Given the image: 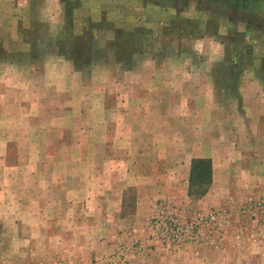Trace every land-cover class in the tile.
Returning a JSON list of instances; mask_svg holds the SVG:
<instances>
[{
  "label": "rangeland",
  "instance_id": "rangeland-1",
  "mask_svg": "<svg viewBox=\"0 0 264 264\" xmlns=\"http://www.w3.org/2000/svg\"><path fill=\"white\" fill-rule=\"evenodd\" d=\"M19 1L33 4V10L24 15ZM222 2L60 0L66 19L65 32L58 34L56 41H37V36L45 37L49 33H45L43 0H0V29L5 31L0 30V37H13L0 39V264H264V178L261 179L260 164L252 173L254 177L249 180L246 176H251L247 167L252 157L255 156L257 164L264 155L259 144L258 123L236 118L237 112L232 113L235 106L226 103L227 97L223 95L213 119L209 114L199 117L200 104L197 106L195 99L189 98L187 105L185 98L176 97L168 106H150L148 114L150 119H157L165 110H177L178 113L169 115L175 121L167 122L176 136H156L150 144L154 151L129 153L125 151L129 140L121 142L115 134L116 89H103L105 84H115V61L132 65L134 55L139 53L132 49L137 50L144 38H150V42L156 40L159 47L172 48L175 37L189 40L212 37L224 52H229L235 70L246 65L264 70V0H252V6L240 11L229 5L221 7ZM4 12L8 17L2 18ZM24 19L35 24L27 25L30 28L24 32L28 33L27 40L21 41L23 32L19 35L18 30L24 31ZM95 20L107 28L117 29L116 39L110 44L118 48L114 59L108 60L104 52H89ZM84 22L88 29L75 31ZM58 45L63 52L56 53L84 75L85 111L98 115L100 99L110 100L112 127L108 133L107 123L102 127L97 124L95 131L86 136L83 122L62 120L77 113L74 104L67 111L64 101H73L76 95L82 99L85 95L81 89L80 93H69L63 99L51 89L52 71L64 63L53 59L55 52H39V49ZM183 46L188 44H179V48ZM162 53L158 56L162 63L183 64L185 58L188 63H199L193 52H181L182 56L176 55L177 52ZM140 107V114H146V106ZM252 127L253 135H242ZM141 140L145 143V138L135 141ZM105 143L109 144L108 152H101ZM171 144L185 152L169 153L167 148L172 149ZM198 154L214 156L217 177L214 189L209 186V194L196 198L186 190L190 171L184 159ZM128 157L132 158L128 160L132 162L135 180L121 179L126 176L121 175L122 170L111 167L117 160ZM69 163L77 167L69 169ZM89 166L94 169H88ZM224 166L230 168L224 170ZM102 167L108 168L107 184L102 182L107 193H96L100 170L104 175ZM83 173L89 179L81 180L79 175ZM123 186L124 199L118 213L115 209L119 201L113 198ZM84 190L86 194L93 193L90 202L81 198ZM108 193L113 194L108 201H103L102 196ZM37 210L44 211L43 223L49 226L56 220L68 222L62 231L67 238L76 229L74 223L84 219L86 228L91 229L90 241L106 240L107 247L104 245L87 263L66 258L53 262L57 254L53 253L54 248L42 244L37 249L30 243L29 259L15 257L5 262L6 245L11 239L7 215L11 211L20 212L23 225L30 227L35 223L31 212ZM56 210L63 211L64 217H57ZM117 223L122 229H118ZM36 252L39 259L33 261L31 258H35Z\"/></svg>",
  "mask_w": 264,
  "mask_h": 264
},
{
  "label": "crops",
  "instance_id": "crops-1",
  "mask_svg": "<svg viewBox=\"0 0 264 264\" xmlns=\"http://www.w3.org/2000/svg\"><path fill=\"white\" fill-rule=\"evenodd\" d=\"M43 2L42 15L46 16L44 26L47 28L45 33L47 31H49V33L45 34V37L37 36L35 39L37 41H56L59 39L58 34L62 35L63 31L65 32L67 28L64 10L62 9L60 0H43ZM18 6L19 8L22 7V12H24V15L29 14V11L33 10L34 8V5L27 1L24 3L19 1ZM18 6L15 8H18ZM7 8L11 7L7 6ZM5 15L6 12H4L2 18H4ZM6 17H8V15H6ZM95 21L96 23L92 26L91 30L93 44L89 46L91 50H89V52H104L107 54L108 60L111 58L114 59V52H118V48H114L112 47L114 45L110 44H112L113 40L116 39L115 32L117 29L115 30V28H107L99 23V20ZM23 24L25 27L23 29L24 31L18 30L20 32L19 35L21 32H23L19 38L21 41L27 40L28 33H24L30 29L27 27V25L30 26L35 23L24 19ZM83 25L84 26L82 28L80 25H77L75 31L85 32L88 29L85 27L86 22H84ZM117 27L118 26H116V28ZM0 30L5 32L3 29ZM12 38L13 37L9 36L0 37L1 40H11ZM214 40L215 39L212 37L208 38L203 36H200L194 40H189L187 38L178 39V37H175V39L171 41V48L168 46L159 47L156 40L150 42V38H144L141 40L140 45L138 44L139 48L133 47L137 48V50L132 49V52H139L134 55L132 65H125L122 62L115 61V70H117V75H114V77L116 76L115 84L110 86L105 84L103 85V89H107L108 87H115L116 89L115 103L117 105V113H115V134L117 138L121 139V142L129 140L127 141L129 145L126 146L125 151H128L129 153H139L143 151L149 152L150 150L154 151L150 144L153 142L156 136H176V134L172 132V129L174 128L168 127L167 122L170 120L175 121V118L172 119L169 115L178 113L177 110H165L157 118L159 120L156 118L150 119V116L148 115L151 112L150 106H159L165 104L168 106L173 103L172 98L176 97L185 98V104L188 105L190 102L189 98H193L195 99V104L197 106L200 104L199 110H197L199 117L200 114H209L211 115V119H213V114H217V105L222 102L219 101V99H222L224 96L227 97L226 103H229L231 106H235L236 109L234 110L233 107L232 113L237 112L236 118L245 122L251 121L253 123H258L259 144L260 149L264 154V70L256 68L252 69L248 67V65L235 70V62L231 60L229 52H224L223 48L221 47L222 45L220 46V43H217ZM184 43H187L188 46L179 48V44ZM41 51L55 53L63 52L61 51L59 45L57 47L54 46L53 48L40 47L39 52ZM162 52H177L176 55L178 56H182V54H184L181 52H193V54L198 57L199 63L193 64L192 61H189L188 63L186 62L188 61L187 58H185V62L183 64L162 63V61H160L161 57H158L163 55ZM187 55L192 57V54L187 53ZM54 58L55 60H58L57 62L62 61L64 64L58 66L56 70L52 71L53 80L51 82V89L56 91L57 95H61L63 99H65L69 93L72 95L80 93L81 89L84 90L85 95L82 99H79L76 95L73 101L70 99L64 101L67 102V111H70L71 105L74 104L75 111H77V113L73 117L70 116V118L68 115V118H62V120H64V122H66L67 119L68 121L79 120L80 122H83V135L86 136H90L91 132L95 131V126L97 124L102 127L103 123H107V125H105V131L108 133L109 127H112L111 122L109 123L111 120L109 118L110 116L108 111L112 105L110 100L108 101L106 98H101L99 101L100 114H88L87 111H85L86 83L83 73L68 64L67 61L64 60V56L56 53L53 59ZM163 61L165 62L166 60L163 59ZM176 92L177 94H173ZM103 93H106V91L103 90ZM141 105L146 106V114L145 112L140 114V110H142L140 107ZM136 106H138V109H135ZM132 107V111H129L128 109ZM176 118L178 119L179 117ZM145 120H148L147 124H145ZM85 122L88 124L90 123L91 125L86 127V125H84ZM158 124H160V126ZM70 125L71 124H69V126ZM78 129L81 131L80 126ZM238 131L239 130L237 129V132ZM254 132L255 130H253L252 127V130L246 131V133L243 132L244 134L242 135L248 133L251 135ZM140 138H145V143L142 140L140 142L135 141L137 139L139 140ZM141 145H144L143 148H137V146ZM171 146L173 147L172 149L167 148L169 153H182V151L185 152V150H182V148H177L175 144H171L170 147ZM108 147L109 144H102L101 152H108ZM181 147L184 148V146ZM120 149L121 148H117L116 151L121 152ZM198 157L208 158L211 160L213 174L210 189H214L216 186L217 176L215 170V158L213 155H193L188 159H184V161H188L185 163V167H189L188 171H190L192 159ZM254 158L255 156L252 157V162H250L249 167H247L250 169L251 174V176L249 174V176L246 175L249 177V180L255 176L252 173L258 164H260V171L263 173L261 179L264 178V155L262 161L257 164ZM128 159L132 160V158L129 157L117 160L115 166L112 165L111 167L112 169H119V172L122 170L121 175L126 176L121 177V179L129 177L135 180L134 174L131 173L132 162H130ZM100 166H103V164H100ZM74 167L77 166H74V163H69V169H74ZM105 168L106 167L101 168L104 169V175L102 170H100V176L98 177H100L99 190L101 189V191L98 190L96 193H107L105 188L106 186L102 184L103 181L107 184L108 168ZM227 168V166H224V170H227ZM88 169L93 170L94 167L92 168V166H89ZM243 169L244 167H242L241 171ZM121 175L119 174V176ZM79 177L81 180L89 179L85 173H83L81 176L79 175ZM185 182L184 184L186 185V190L188 192L189 172ZM124 189L125 188L123 186L121 187L119 193H114L117 196H115L113 200L119 201V204H117V210L115 209V211L118 213H120L122 209ZM209 191H207L205 196L209 194ZM83 193L84 196L81 198L84 201L90 202L94 198L92 196V192L86 194V191L84 190ZM111 194L113 193L105 194L101 199L106 201ZM97 198L99 199V197ZM43 212L44 211L42 210L31 212V217L35 218V223H31L30 227L23 225L24 221L20 220L23 217V214L20 212L11 211V213L7 215L11 239H9L8 244L6 245V252H9V254L5 252V262H8L9 260L12 261L16 259L15 257H18L19 259L20 257L21 259L28 257V245L30 243L37 249H41L42 244L48 248H54L53 253L57 254L53 256V262L57 259L66 258V260L87 263L89 259L92 261L93 256L97 254V251L99 252L104 249V245L107 247L106 240L101 241L99 238H97L94 240L91 239L90 241L91 229L86 228L84 219L77 220L76 223H74L76 229H74L72 235L67 238L62 234V231L66 229L65 225H69V223H60V220H56L52 222L51 226H49V224H44L43 217L45 214ZM85 213L86 212H84V214ZM51 214L53 213L50 212V215ZM24 215L27 216L26 214ZM56 216L64 217L63 211L59 212L56 210ZM75 227H72V229ZM117 227H119L118 229H122L118 223ZM43 234H46L45 240H43ZM33 255H35V258H31V260L37 261V259H39L38 252L34 253Z\"/></svg>",
  "mask_w": 264,
  "mask_h": 264
},
{
  "label": "trees",
  "instance_id": "trees-1",
  "mask_svg": "<svg viewBox=\"0 0 264 264\" xmlns=\"http://www.w3.org/2000/svg\"><path fill=\"white\" fill-rule=\"evenodd\" d=\"M212 162L208 158H193L189 175V196H204L212 182Z\"/></svg>",
  "mask_w": 264,
  "mask_h": 264
},
{
  "label": "flooded vegetation",
  "instance_id": "flooded-vegetation-1",
  "mask_svg": "<svg viewBox=\"0 0 264 264\" xmlns=\"http://www.w3.org/2000/svg\"><path fill=\"white\" fill-rule=\"evenodd\" d=\"M219 1V0H218ZM252 0H223L221 7H228V5L235 10H245V8L252 6Z\"/></svg>",
  "mask_w": 264,
  "mask_h": 264
}]
</instances>
